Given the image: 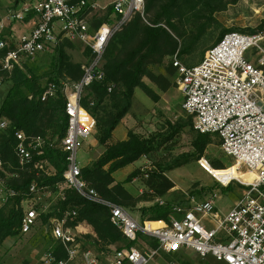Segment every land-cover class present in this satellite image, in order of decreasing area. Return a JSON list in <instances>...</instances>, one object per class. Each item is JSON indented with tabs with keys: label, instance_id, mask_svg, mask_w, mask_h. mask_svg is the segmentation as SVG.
<instances>
[{
	"label": "built area",
	"instance_id": "built-area-1",
	"mask_svg": "<svg viewBox=\"0 0 264 264\" xmlns=\"http://www.w3.org/2000/svg\"><path fill=\"white\" fill-rule=\"evenodd\" d=\"M9 3L6 17L0 18L1 69L10 71L20 61L33 59L43 52L51 53L64 39L91 49L92 60L81 66V78L61 82L66 129L58 147L66 152L64 182L85 198L108 206L110 222L127 240L140 242L146 248L131 246L114 250L104 257L107 264H150L161 254L186 250H193L201 258L210 255L225 264H264V29L224 33L192 66L182 64L173 55L175 83L183 95L181 107L192 116L194 130L217 134L222 152L233 157L234 164L246 165L253 178L250 182L231 178L223 183L209 173L223 187L232 181L243 186L241 196L225 214L219 215L212 208L213 194L201 201H190L188 206L174 205L172 210L179 217L170 216L169 220H157L161 223L152 225L155 221H139L122 206L102 199L82 177L77 159L80 146L96 133L95 118L80 102L83 89L103 77L101 56L110 37L135 14L146 20L145 0H109L105 4L96 0H9ZM109 9L105 21L94 26L92 21L100 15L99 11ZM29 14L32 22L29 29L6 32L5 21L24 22ZM56 91L54 82L47 83L41 99L53 97ZM6 126L7 121L0 119V130ZM14 135L19 167L22 169L32 162L34 169L43 168L44 139L21 130ZM198 163L208 172V160L200 157ZM29 191L34 196L21 218L22 234L35 225L40 213L36 204L40 202L42 211L46 210L50 202L43 201L52 196L49 191L39 190L34 182ZM14 194L13 189L4 188L0 181V204ZM156 203L164 201L158 198ZM67 215L51 218L47 225L51 237L61 244L65 257L56 258L52 250H47L43 253V264H101L96 252L83 248L79 223L73 227L67 225ZM139 233L155 239L158 246L151 247Z\"/></svg>",
	"mask_w": 264,
	"mask_h": 264
},
{
	"label": "trees",
	"instance_id": "trees-1",
	"mask_svg": "<svg viewBox=\"0 0 264 264\" xmlns=\"http://www.w3.org/2000/svg\"><path fill=\"white\" fill-rule=\"evenodd\" d=\"M234 2L235 0L231 1V3ZM226 4L222 0H145L144 15L149 14V20L145 21L139 14H135L129 22L110 37L101 56L103 77L100 80H93L85 87L80 99L81 104L95 118L96 133L94 136L97 143L104 147L103 152L94 161L81 166V175L89 186L95 188L102 199L127 210L139 201L147 200L145 196L131 195L123 183L114 180L112 174L132 164L141 156L150 155L157 146L167 142L185 127H189L192 132L193 150L181 153L175 161L188 157L198 160L206 147L211 144L212 137L218 136L194 130L190 115L174 123L168 122L166 132L155 134L157 136L144 137L134 131H128L126 139L114 142L112 131L130 110L135 88H140L151 99L157 98L153 90L143 81L144 77L152 80L164 91L169 87L170 82L166 76L154 74L151 67L162 65L168 58L166 69L172 75L176 72L172 65L173 55L176 54L181 61L180 55L186 54L192 45L197 44L205 29L204 24L197 26L195 31L188 35L186 43L180 45L176 37L184 38L186 34L183 24L178 25L181 17L201 6V10L208 14L207 18L202 20L204 23L212 19L214 12L224 9ZM109 12L110 9L94 18L92 21L94 26L105 21ZM30 15L26 17V20ZM262 29L263 25H260L258 29L222 28L214 42L203 50L200 60L208 48L218 42L224 33L229 31L251 33ZM73 44L74 42L64 39L54 46L53 52L41 53L39 56L50 55L51 57L48 69L40 73L34 72L29 67L32 59L20 61L10 71L0 67V82L8 81L9 83L5 94L0 97V119L7 121L6 128L0 130V160L2 163L0 181L4 188L15 191L13 196L0 204V245L8 239L22 235L20 222L25 208L33 199L34 195L29 191V186L34 182L39 190L49 191L52 198L48 199L47 202L50 203L46 210L42 211L40 202L36 204L40 213L31 230L37 225V220L42 229L36 231L33 240L42 246L46 245V251L52 250L56 258H64L65 253L61 244L51 237L46 226L51 218H61L68 213V226L84 224L95 235L81 236L83 248H91L99 258H102L110 255L114 250L131 246L138 247L140 242L127 240L121 231L110 222L108 206L85 198L64 182L66 152L58 147L66 129L65 100L61 91V82L78 81L83 74L82 63L72 61L68 54L67 50ZM83 54L86 58L84 64H89L93 56L91 49L88 46L84 47ZM181 63L184 64L182 61ZM49 82L57 85V91L53 97L42 100V92ZM109 87H111L110 90H108ZM19 130L26 135H38L44 139L46 163L43 168L34 169L32 162L27 163L22 169L19 167L14 153L16 144L14 133ZM217 143L220 144V139ZM179 163L177 162L175 166H179ZM209 163L214 169L227 168L216 160H211ZM136 173L137 170L132 171L124 182L130 181ZM147 181L160 196L174 186L167 177H163V181L159 184H156L152 177ZM193 191L190 195L194 193ZM47 202L43 201V203ZM174 205L167 201L163 204L154 203L141 206L139 220L167 221L170 216L179 217L180 214L172 210ZM139 237L153 248L158 246L153 238H148L142 233H139ZM178 253L165 255L169 259H180V256H177ZM181 264H187V262Z\"/></svg>",
	"mask_w": 264,
	"mask_h": 264
},
{
	"label": "rangeland",
	"instance_id": "rangeland-1",
	"mask_svg": "<svg viewBox=\"0 0 264 264\" xmlns=\"http://www.w3.org/2000/svg\"><path fill=\"white\" fill-rule=\"evenodd\" d=\"M222 1L227 3L225 8L214 12L210 21L202 23V20L206 19L208 14L201 10V6L181 17L178 25L183 24L186 34L184 38L176 37L180 45L184 42L186 43L189 37L188 35L194 32L197 26L204 24L205 28L197 44L192 45L186 54L180 55V59L184 64L192 65L198 63L203 50L214 42L222 28L258 29L260 25H263L264 29V0H235L234 3H231L232 0ZM103 12V10H100L99 14H103ZM195 13L198 14L195 15ZM195 16H199L200 18ZM149 17V14H145L146 20H149ZM26 30L25 28L23 31ZM84 47L82 43L74 42L73 46L68 48L67 51L72 61H79L82 65L84 64L86 61L83 54ZM39 55L41 54L33 58L29 65L36 73L48 69L51 57L50 55ZM168 60L166 58L162 65H154L151 67V71L154 74L164 75L169 80L170 85L165 91L149 78H143V81L156 94V99L148 97L140 88L134 89L131 108L126 115L127 117H124L127 122V134L128 131H134L141 136L149 137L166 132L168 122L174 123L180 118L185 119L187 117V114L181 107L183 101L182 92L175 83L176 72L172 75L167 72L166 66ZM8 85V81L0 82V97L5 94ZM123 123L124 120L116 125L115 136H118L120 130L123 128ZM192 137L190 128L185 127L167 142L157 146L150 155L141 156L132 164L115 171L112 174L115 181L123 183V185L127 184V188L131 192L136 193L138 189H142V192L136 197L145 196L153 204L159 198L164 203L170 201L175 205L188 206L190 201H201L215 194L212 208L219 215L225 214L241 196L243 186L236 181H232L228 185L229 187H222L210 174L223 183H227L231 178L248 182L246 179L247 176L250 178V173L244 165L240 163L234 164V158L222 152L220 144L217 143L219 140L218 136L212 137L211 144L206 147L201 157H204L208 162L216 160L227 168L220 170L207 166V172L199 165L198 160L194 157H188L186 159L180 158L178 161H175V158L181 153L191 152L193 150L191 146ZM82 150H87L85 143L80 146L77 153V159L80 165L90 164L92 160H89L83 154ZM91 156H93V153ZM177 162H180L179 166H175ZM134 168L137 170L136 176L133 179L131 178L130 181L124 182L127 174ZM147 175L149 178H154L156 184L162 182L163 177H167L172 181L174 186L160 196L148 184L147 180L149 178ZM191 191L194 192L192 195H190ZM130 194L133 195V193ZM48 199L45 198L44 200L47 202ZM138 203L130 207L128 211L134 218L139 220ZM158 223L160 224L161 222ZM40 229H42V226L39 224V220H37V225L29 233L22 234L14 239H8L0 245V264H43V253L46 251L47 246L37 244L33 240L36 231ZM138 248L142 250L146 249L142 243L138 244ZM177 256H180V259H169L167 255L161 254L150 264H181L182 262H187V264H225L224 262L216 261L210 255L201 258L193 250L180 251ZM107 263V260L102 257L101 264Z\"/></svg>",
	"mask_w": 264,
	"mask_h": 264
},
{
	"label": "crops",
	"instance_id": "crops-1",
	"mask_svg": "<svg viewBox=\"0 0 264 264\" xmlns=\"http://www.w3.org/2000/svg\"><path fill=\"white\" fill-rule=\"evenodd\" d=\"M17 1V0H16ZM20 1H24V0H20ZM25 1H28V0H25ZM98 3L100 4H105L107 3L109 0H96ZM10 6V3H9V0H0V18H5L6 17V9ZM30 18V17H29ZM29 18L28 20H24V22H21V21H12V22H7L5 21L6 23V32H9V31H14L15 33H18V32H21L23 31L25 28L26 29H29L32 25V22L30 23L29 21ZM127 116H125L126 118ZM125 118L123 119L124 120V123L122 124L123 125V128L120 130L118 136H115V130H116V126L115 128L113 129L112 131V140L115 142V141H120V140H124L126 139L127 137V122L125 120ZM122 120V121H123ZM120 125V124H119ZM89 142H85V144L87 145V150H82L83 154L89 159V160H95L104 150V147L100 144L97 143V140L95 139V136L93 137H90L89 139ZM91 148V149H90ZM86 152V153H85ZM93 153V156L96 155L95 157L91 156V154ZM82 154V155H83ZM89 154V155H88ZM81 155V156H82ZM85 162H88V161H85ZM136 168H134L132 171H134ZM131 171V172H132ZM130 172V173H131ZM129 173V174H130ZM127 174V176L129 175ZM126 176V177H127ZM125 177V178H126ZM114 178V177H113ZM133 179V178H132ZM115 180V179H114ZM117 182V181H116ZM125 187V189L129 192V193H133V195H135V197L142 192V189H138V191L135 193V192H131V190L129 188H127V184L123 185ZM132 195V194H131ZM156 200V199H155ZM152 201L150 200H142V201H139V203L137 204L138 207L140 208L141 206H149V205H152ZM78 229L81 230V234L84 236V237H87V235L91 236H95L93 234V232L90 230V228L84 224H78Z\"/></svg>",
	"mask_w": 264,
	"mask_h": 264
},
{
	"label": "bare ground",
	"instance_id": "bare-ground-1",
	"mask_svg": "<svg viewBox=\"0 0 264 264\" xmlns=\"http://www.w3.org/2000/svg\"><path fill=\"white\" fill-rule=\"evenodd\" d=\"M242 165H244V164H242ZM244 166L247 168V170H248L249 173H250V178L246 179L248 182H250V181L252 180V178H253V173H252V171L249 170V168H248L246 165H244ZM151 224H152V225H159L158 221H155V222H153V223H151Z\"/></svg>",
	"mask_w": 264,
	"mask_h": 264
},
{
	"label": "water",
	"instance_id": "water-1",
	"mask_svg": "<svg viewBox=\"0 0 264 264\" xmlns=\"http://www.w3.org/2000/svg\"><path fill=\"white\" fill-rule=\"evenodd\" d=\"M46 229H47V227H46Z\"/></svg>",
	"mask_w": 264,
	"mask_h": 264
}]
</instances>
